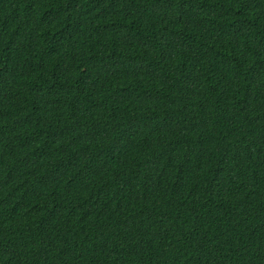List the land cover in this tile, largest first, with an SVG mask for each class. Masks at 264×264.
<instances>
[{
	"label": "trees",
	"instance_id": "16d2710c",
	"mask_svg": "<svg viewBox=\"0 0 264 264\" xmlns=\"http://www.w3.org/2000/svg\"><path fill=\"white\" fill-rule=\"evenodd\" d=\"M0 264H264V0H0Z\"/></svg>",
	"mask_w": 264,
	"mask_h": 264
}]
</instances>
